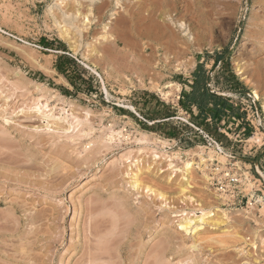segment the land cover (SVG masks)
Instances as JSON below:
<instances>
[{"label": "rangeland", "instance_id": "obj_1", "mask_svg": "<svg viewBox=\"0 0 264 264\" xmlns=\"http://www.w3.org/2000/svg\"><path fill=\"white\" fill-rule=\"evenodd\" d=\"M262 200L264 0H0V264H264Z\"/></svg>", "mask_w": 264, "mask_h": 264}, {"label": "bare ground", "instance_id": "obj_2", "mask_svg": "<svg viewBox=\"0 0 264 264\" xmlns=\"http://www.w3.org/2000/svg\"><path fill=\"white\" fill-rule=\"evenodd\" d=\"M111 14L113 15V14H116V13L112 12ZM105 28L108 29V25H105ZM180 28H182L181 29L182 32L185 31L183 23L180 24ZM185 34L188 36V39H190L191 36L189 35L188 31H186ZM171 86H173V84ZM163 94L164 95H169L170 93H169V91H167V92L163 91ZM254 96L256 97V99L259 98L258 94H255ZM35 108L44 117L52 116L54 119L61 117L60 115L58 116L53 111V108H49L48 102H44V103L43 102L42 103L38 102L37 105L35 106ZM87 114H89V113H87ZM64 117L66 118L67 116H64ZM120 134H122V131H119V130L115 131V128H114V130L112 129L110 134H109V136H107V137L110 140H113V139L117 138L118 136L120 137ZM213 152H211V153H213ZM211 153H210V156H209L210 159H212V160H213V158L217 159L220 163H224L225 162V159H224L225 156H223L220 152L215 151L213 154H211ZM199 157H200L199 163L202 164L206 168L208 166V164H207L208 158H206L203 154H199ZM182 163H183V165L178 167V169H182L184 171V175L186 176V175H188L190 173L191 168H193L194 164L196 163V160H195L194 157H190V158L187 157V158H183ZM173 165H174V162L172 161V157H171V162L169 163V166H173ZM174 166H176V165H174ZM206 177H208V175H206ZM160 194L162 195V193H160ZM262 201H263L262 203L264 205V200H262ZM215 218H216V220H213ZM212 221H215L216 223L222 221V220H220L219 213L216 212V211L213 212V211L202 210L201 213L199 215H197V216H189L188 215V216L184 217L181 220L180 225L184 229V231L196 233L203 224L212 223ZM245 264H247V263H245Z\"/></svg>", "mask_w": 264, "mask_h": 264}, {"label": "trees", "instance_id": "obj_3", "mask_svg": "<svg viewBox=\"0 0 264 264\" xmlns=\"http://www.w3.org/2000/svg\"><path fill=\"white\" fill-rule=\"evenodd\" d=\"M200 69H197L195 73V77L197 78L196 81L193 83V90L192 93L187 95V98L191 100V102H194L197 106H199L201 109L205 108L207 105L206 99L212 98L213 100H216L218 97L217 95L211 93L206 85L200 86ZM217 103H215V106Z\"/></svg>", "mask_w": 264, "mask_h": 264}, {"label": "built area", "instance_id": "obj_4", "mask_svg": "<svg viewBox=\"0 0 264 264\" xmlns=\"http://www.w3.org/2000/svg\"><path fill=\"white\" fill-rule=\"evenodd\" d=\"M226 178H228V179H226ZM224 179L227 182V184H231L234 181V179L230 175L229 172H225L223 174V178L220 179L221 189H222L223 192L227 193V192H230L231 189H230L229 185H227L226 183H224ZM225 187H227V189ZM230 193H232V192H230ZM258 201H260V199H258Z\"/></svg>", "mask_w": 264, "mask_h": 264}]
</instances>
